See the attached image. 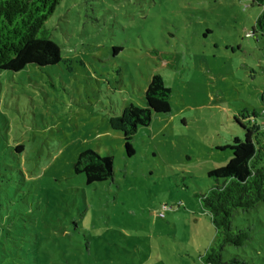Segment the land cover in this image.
<instances>
[{
	"label": "rangeland",
	"instance_id": "374dc122",
	"mask_svg": "<svg viewBox=\"0 0 264 264\" xmlns=\"http://www.w3.org/2000/svg\"><path fill=\"white\" fill-rule=\"evenodd\" d=\"M250 0H61L45 25L60 60L0 70V264H202L215 230L200 196L225 146L264 114V37ZM153 73L170 109L137 126L128 156L109 118L145 106ZM20 145L21 148L17 146ZM109 155L87 184L78 152ZM223 258L264 264V202Z\"/></svg>",
	"mask_w": 264,
	"mask_h": 264
},
{
	"label": "trees",
	"instance_id": "16d2710c",
	"mask_svg": "<svg viewBox=\"0 0 264 264\" xmlns=\"http://www.w3.org/2000/svg\"><path fill=\"white\" fill-rule=\"evenodd\" d=\"M60 1L0 0V70L17 72L27 64L43 67L60 60V48L45 25ZM250 1L260 8L254 27L264 37V0ZM170 93L162 76L153 73L143 93L145 106L129 103L109 118L110 127L122 133L128 156L133 153L130 139L136 127L147 126L152 113L168 112ZM259 114H264V107ZM239 125L243 136H234L225 146L231 151L225 165L207 171L215 182L200 196L215 230L212 244L201 256L202 264H248L239 255L226 259L222 255L226 245L241 246L250 238L248 228L232 227L233 213L264 202V127ZM73 170L83 173L87 184L106 180L112 174L111 157L85 148L78 152Z\"/></svg>",
	"mask_w": 264,
	"mask_h": 264
},
{
	"label": "built area",
	"instance_id": "2783aa9c",
	"mask_svg": "<svg viewBox=\"0 0 264 264\" xmlns=\"http://www.w3.org/2000/svg\"><path fill=\"white\" fill-rule=\"evenodd\" d=\"M260 126L264 127V120L261 122Z\"/></svg>",
	"mask_w": 264,
	"mask_h": 264
}]
</instances>
